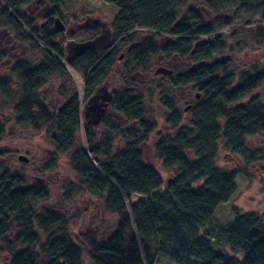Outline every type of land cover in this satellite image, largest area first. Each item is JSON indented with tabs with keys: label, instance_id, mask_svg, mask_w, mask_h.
Returning a JSON list of instances; mask_svg holds the SVG:
<instances>
[{
	"label": "trees",
	"instance_id": "16d2710c",
	"mask_svg": "<svg viewBox=\"0 0 264 264\" xmlns=\"http://www.w3.org/2000/svg\"><path fill=\"white\" fill-rule=\"evenodd\" d=\"M35 1L42 0H0V26L31 55L17 59L7 79L0 77V96L8 98L0 105V141L7 106L16 127L48 138L46 171L61 156L67 158L74 176L64 186L65 199L101 197L113 221L104 232L85 227L74 237L67 215L47 206L48 184L30 185L0 164V256L8 264H155L160 257L173 264H264V214L236 211L226 224L214 221L217 209L234 196L240 173L218 166V140L223 135L224 149L245 159L252 154L248 140L264 132V102L257 96L264 69L257 63L234 67L235 50L230 52L228 41L239 33L214 38L215 27L203 11L216 14L232 2L242 10L260 9L264 0H194V5L189 0H100L117 10L111 45L72 60L64 33L54 29L65 0H45L49 8L41 24L21 12ZM258 24L248 41L263 47L264 17ZM93 32L88 40L99 36ZM155 59L172 72L161 78L166 82L140 77L148 75ZM120 61L124 88L112 92L99 127L84 124L82 143V107ZM69 69L83 79V105L75 96L57 113L49 112L39 91L53 78L65 81ZM12 78L18 87L11 98L6 84ZM181 88L200 97L190 105L186 125L174 96ZM152 103L167 113L169 133L154 146L156 160L172 172L167 180L144 159L143 145L158 127ZM4 154L0 149V157Z\"/></svg>",
	"mask_w": 264,
	"mask_h": 264
},
{
	"label": "rangeland",
	"instance_id": "374dc122",
	"mask_svg": "<svg viewBox=\"0 0 264 264\" xmlns=\"http://www.w3.org/2000/svg\"><path fill=\"white\" fill-rule=\"evenodd\" d=\"M194 4H196L194 0H189V5ZM239 7L237 3L232 2L222 6L216 14H211L204 8L203 11L207 21L215 27L214 38L230 35L234 32L239 33L236 40L228 41L230 52L232 53L235 50L231 56L234 67L244 66L247 63H257L260 68L264 69V46L256 47L253 40L248 41V36H253L255 26H259V21L264 17V8L250 7L242 10ZM48 8L47 1H35L23 7L21 12L25 13L31 20L36 19L37 24H41L40 19ZM61 12V21L66 27V31L63 32L66 38V48L72 43H82L92 38L93 29L99 35L103 32V25L106 27V31L111 30V24L117 15V10L114 7L104 4L100 0H65ZM94 20L100 21L99 27L81 28L86 22H93ZM249 23L252 24L248 25ZM236 47H239V52H237ZM124 53L125 51L122 50L120 56L123 57ZM21 57L30 58L31 55L24 46L14 41L8 30L0 26V77L7 79L11 75L16 60ZM164 64L165 62L162 59L153 60L148 75L144 74L140 77L145 81H160L164 75H155V73L159 68L167 69L168 67ZM122 69L123 62L120 61L106 85L102 88L103 92L111 93L124 88L125 83L121 78ZM69 73L70 75L65 78V81L53 78L39 91L40 97L44 100L49 112L57 113L67 101L72 100L75 96L79 104L83 105V79L70 69ZM164 81L166 82V80H161V83ZM9 83L11 84H6V87L9 89L12 98L13 92L18 87L17 80L12 78ZM165 88L167 89V85H165ZM169 92L171 91L169 90ZM174 96L179 110L183 113V125H186L191 119L190 110L186 111V109L197 103L200 97L190 89L182 88L176 90ZM257 96L264 102V85L257 92ZM7 99L0 96V105L2 106ZM151 108L154 109V117L158 127L151 135L149 142L143 145L144 159L162 175L164 180H167L171 177L172 172L166 171L154 155L155 143L161 136L169 133V128L165 124L167 113L155 103L151 104ZM10 116L9 108L6 106L4 115L1 117V121L6 125V131L0 141V149L5 154L0 157V164L11 173L23 176L30 185L36 180L48 184L50 199L47 206L67 215V218L71 221L70 227L74 237L82 232L85 227L97 232H104L106 228H109L113 220L103 211V198L86 195L85 199L76 196L72 201H67L64 197V186L70 185V180L74 176L67 158L61 156L56 167L51 171H46L43 157L45 152H49L51 149L48 138L44 136L43 132L38 133L26 126L16 127ZM81 117L82 127L79 139L84 143L83 126L86 122L83 113ZM220 122L223 123V120H220ZM225 141V138L221 135L218 140V166L227 170H237L240 173L235 180L236 192L234 196L228 203L217 209L214 221L218 224H226L233 220L236 211L264 214V132L248 140V147L252 152V154H249L248 159L225 150ZM21 156L26 161H20L19 157ZM138 200L136 197L133 199V201ZM84 211H87V216H84ZM214 249L217 248L214 246ZM225 251L233 256L229 249L226 248ZM236 256L242 257V255ZM0 264H8L5 256H0ZM155 264L173 263L160 257Z\"/></svg>",
	"mask_w": 264,
	"mask_h": 264
},
{
	"label": "water",
	"instance_id": "95a60500",
	"mask_svg": "<svg viewBox=\"0 0 264 264\" xmlns=\"http://www.w3.org/2000/svg\"><path fill=\"white\" fill-rule=\"evenodd\" d=\"M100 25L99 20H94L93 22H86L81 28L94 27L97 28ZM103 32L98 37L92 40H88L82 43H72L69 45L67 53L68 60H72L86 51H97L105 52L111 45L112 33L110 30H105L103 25ZM54 29L58 33H63L66 31L65 25L60 19L55 20ZM172 72L166 68H159L155 75L170 76ZM113 101V95L111 93L103 92L102 90L96 94L94 97L89 99L83 106V115L86 124L89 128H96L101 125L103 119L109 112ZM190 107L186 109L188 111ZM20 161H26L24 157H19Z\"/></svg>",
	"mask_w": 264,
	"mask_h": 264
},
{
	"label": "flooded vegetation",
	"instance_id": "af4514ba",
	"mask_svg": "<svg viewBox=\"0 0 264 264\" xmlns=\"http://www.w3.org/2000/svg\"><path fill=\"white\" fill-rule=\"evenodd\" d=\"M99 26H100V25H99ZM99 26H98V27H99ZM102 28H103V27H102Z\"/></svg>",
	"mask_w": 264,
	"mask_h": 264
}]
</instances>
